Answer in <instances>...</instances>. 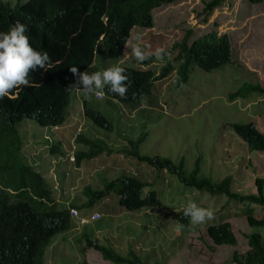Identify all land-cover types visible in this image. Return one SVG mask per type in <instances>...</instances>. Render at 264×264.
Listing matches in <instances>:
<instances>
[{"label": "rangeland", "instance_id": "obj_1", "mask_svg": "<svg viewBox=\"0 0 264 264\" xmlns=\"http://www.w3.org/2000/svg\"><path fill=\"white\" fill-rule=\"evenodd\" d=\"M205 1L208 0H175L153 8L152 27L130 30L121 60L97 59L89 74L101 67L99 71L105 70L110 64L119 67L127 64L134 69H150L156 74L171 55L165 56L163 61L154 57L145 66H140L131 56L132 47L140 46L146 53H153L158 48L166 50L178 42L185 31H189L188 45L209 32L226 35L231 49L230 58L236 67L225 65L206 72L192 64L184 82L171 71L164 78L153 81V87L145 96L148 106L142 107L140 100L133 113L121 108L117 102L105 98L97 100L93 96L88 99L89 107L105 116L111 124V132H117L122 140L134 139L145 133L138 144L140 154L166 155L174 161L181 157L186 174L198 157V175L213 181L230 176L232 190L254 194V178L264 179V153L249 150L229 124L252 122L264 133V96L249 93L243 98L228 101L227 94L247 83H258L264 87V1L252 4L247 0H222L208 15L203 12ZM172 52L175 53L176 49L172 48ZM109 61L110 64L107 63ZM74 102L71 96L66 110L68 115L74 113ZM115 114H125L127 120L117 122ZM22 129L18 124L20 137L41 139L42 131L25 129L27 132L23 134ZM114 144L119 148L114 156L121 158L122 165L112 171L98 168L94 173L92 170L90 178L86 176L89 172L86 166L74 171L76 175H82L76 190L81 192L82 182L98 189L120 175H134L146 182L140 195L143 197L154 190L156 203L147 210L127 211L118 205L116 195L110 193L102 205H94L101 218L84 227V235L92 238L95 228L104 229V235H98L100 243L123 256L133 253L140 257L141 262L149 264H229L227 258L233 249L238 253L247 249L246 234L250 231L257 230L264 240V226L249 227L242 215V206L237 202L186 187L174 174L121 156L119 142ZM110 153L113 151L105 150L104 155ZM189 201L211 209L215 218L198 226L191 225L190 220L187 226L172 220L170 215L184 210ZM253 209L257 217L264 212V207L254 206ZM222 220L231 225L236 245H213L207 237L206 227ZM178 224L183 225L180 232L176 231ZM72 241V247L65 253L57 252L53 259H45L44 264H112L101 259L94 249L84 248L79 235H74Z\"/></svg>", "mask_w": 264, "mask_h": 264}, {"label": "trees", "instance_id": "obj_2", "mask_svg": "<svg viewBox=\"0 0 264 264\" xmlns=\"http://www.w3.org/2000/svg\"><path fill=\"white\" fill-rule=\"evenodd\" d=\"M175 0H27L25 2L9 3L0 0V33H6L16 21L26 25V35L31 46L40 52L46 51L51 64L45 69L32 71L29 80L31 87L23 88L19 91L16 99L9 100L7 97L0 99V182L8 185L14 190L24 183L30 181L21 175L18 149L21 143L27 138L25 135L19 141H13L15 133L18 131V124L25 134L27 130L35 129L44 133L47 139H39L40 150L35 156L39 163L43 157V175L57 172L59 183L66 181L72 169L67 171L66 162L69 150L74 152V166L94 165L91 158L107 150L103 140L105 136L108 143L112 146L119 139L117 132H102L96 128L94 111L87 107L86 101L82 104V113L74 118L68 119L65 109L70 105V98L75 99L74 91L67 90L75 83L70 68L75 66L83 72L87 71L92 61L102 57L108 59L118 58L122 44L127 37L128 29L135 25L141 28L152 27L153 8L167 5ZM264 0H247L252 4H258ZM222 0H208L204 2L203 12L208 15L214 8L221 4ZM189 31H185L182 38L171 45V49H176L171 57L165 62L158 74L152 70L139 72L132 68L124 69L129 76L131 85L128 89L127 98L120 100L110 93L105 99L116 102L122 108L132 105L141 95H148L154 80L162 78L166 73L173 69L176 63V74L178 80L184 82L187 78L190 66L196 65L203 71L220 69L225 65H235L231 61V49L226 35H216L209 32L190 45L187 44ZM101 36V38H100ZM151 37V36H150ZM119 39V40H118ZM153 41V38H151ZM168 52V50H165ZM93 55L95 57H93ZM93 67V66H92ZM236 67V66H235ZM240 70L241 67L237 66ZM257 82V81H256ZM249 93L264 96V87L258 83H247L227 94L229 99L236 97L243 98ZM135 94V98L133 97ZM252 96H255V95ZM84 99V95H81ZM102 99V98H101ZM141 100V99H140ZM101 121L104 117L96 111ZM72 115V114H71ZM117 122H125V114H115ZM110 125L106 123V129ZM229 127L235 134L246 143L249 150L264 153V135L252 122L231 123ZM27 129V130H25ZM145 133H141L135 140L136 145L143 139ZM111 148V147H110ZM125 147L120 155L130 159L145 162L155 170H165L174 174L177 180L186 187L205 192L209 195L225 196L228 200L237 202L242 206V215L245 217L247 225L251 228L264 226V212L260 217L254 215V206L264 207V179L254 178V194H245L231 189L230 176H224L218 181H213L204 175H198L199 158L193 161V167L188 174L183 170L182 158H168L166 155H143L138 150ZM116 153V152H115ZM110 153L101 156L104 161L112 168H118L120 160ZM97 161V158L95 157ZM71 168L73 166L71 165ZM66 171L69 174H66ZM75 173V172H74ZM35 180H39L47 186L45 179L34 171ZM121 180L113 187V181L109 182L108 189L115 188L119 195V205L126 210H142L152 207L156 203V193L150 190L143 199L139 198L140 187L146 182H140L135 178L120 177ZM45 196L49 200L48 189H44ZM94 192V193H93ZM84 193L94 195V201L99 200L98 196L104 192H98L89 186L84 187ZM0 193V228L3 224L9 223L13 232L14 240H9L4 250L5 255H0V264H20L12 259V255L18 243L16 240L32 239L46 234L51 236L56 230L57 225L66 226L68 213L64 210L56 211L54 206L51 208L46 205L33 206L24 205L18 213L6 208L10 204L6 196ZM93 200L90 199L89 202ZM184 210L171 214L172 220L187 226L188 218L184 217ZM57 219V225L48 233L45 217ZM33 219L38 223L31 222ZM206 235L213 245H236V237L231 229L229 222L222 220L218 223L206 227ZM43 243L46 237L40 238ZM13 244V249L10 247ZM246 244L248 248L238 253L235 249L227 258L229 264H264V240L257 230L246 234ZM86 246H92L97 250L102 259L110 261L112 264H149L141 262V259L133 253L127 256L118 254L113 248L98 244L96 241L86 240ZM34 248H30L32 253ZM226 262V259H225ZM27 264H42L40 254H31Z\"/></svg>", "mask_w": 264, "mask_h": 264}, {"label": "clouds", "instance_id": "obj_3", "mask_svg": "<svg viewBox=\"0 0 264 264\" xmlns=\"http://www.w3.org/2000/svg\"><path fill=\"white\" fill-rule=\"evenodd\" d=\"M152 21H153V18H152ZM134 27L141 28V27L133 25L128 29L127 37L122 44V49H121V52L118 58L110 59V60H113V61L121 60L120 57L122 55V50L123 48H125V44L128 41L129 32ZM26 31H27L26 25L20 23L19 21H16L15 24L10 27L8 32L0 33V99L4 97H7L9 100L16 99L20 90H22L23 88H28L32 86L29 80L30 73L37 69L46 70V68L51 64V58L46 51L44 52L36 51L31 46L29 38L25 34ZM167 50L168 52H166L162 48H158L153 53H146L140 46H133L131 50V56L134 57L135 60L140 63V66H145L147 62L152 61L154 57H156V59L159 61H163L165 56H170L171 53H169V51H171L172 49L169 48ZM93 57L95 56L93 55ZM102 58L105 61L109 60L106 57H102ZM125 59L127 60L128 56H126ZM95 62L96 60L94 59L91 65L88 67L87 71H83V72H81L78 69V67H75V66L70 68V71L74 77L75 83L71 84L67 90L74 91L75 93V102H74L75 110H74V113H72V115H68L65 109V113L68 119L74 118L75 116L80 115V113L83 116V113H82L83 101L85 100L87 107H89V102H88L89 97L93 96L97 100L104 98L106 96L105 89H107V93H110L115 97H119L120 100L127 98V93L131 85V81H130L129 76L125 74L124 69H129V68L134 69V68L127 64H126L127 66L124 64H120L121 67L112 66V64H110L111 61H109L107 63L110 65H108L107 69L99 71L102 69L101 67L96 72L89 74V72L91 71V67L95 64ZM109 66H112V67H109ZM134 70H137L139 72H144L150 69H138L137 68ZM171 71H173V74L177 73L176 63L173 69H171L168 73H166L162 78L168 75ZM156 74H158V72ZM80 93L84 95V99L81 97ZM133 97L135 98V94H133ZM237 98L239 97H236L234 99H237ZM140 99H141V106L147 107L148 106L147 100H146V97H144L143 95H141V97L138 100H136L132 105L123 106V107L126 109L127 112L133 113L135 111V104L138 101H140ZM227 99L228 101L234 100V99H229L228 97ZM116 102L118 103L119 100H117ZM92 110L93 109H91L90 111ZM93 111L95 114L96 122H98V125L96 126L101 129H104L107 132H111V124L105 118V116H104L105 121L103 122L100 120L98 114H96V110H93ZM107 122L110 125L109 129H106ZM19 138H20V135H19V132L17 131V133H15L13 141H19ZM41 139L48 140V137L44 133H42ZM99 139L104 141V143L107 146L108 151H113V153L115 154V152H117V150L119 149L118 146L115 144L111 146L106 140L105 136H102ZM135 140L136 138L127 139V140H122L119 138L117 142H119L121 149L125 147L132 149L131 146L133 145V148L138 150V145H136V148H135V144H134ZM39 150H40L39 139H35L34 137L27 138L23 143L20 144L19 149H18L19 163L17 167L20 168L21 175L30 181L24 183L16 190L0 182V193H2L1 195L6 196L8 198L10 204H8L6 208L8 210L11 209L10 211L12 212L19 214L21 209L26 204H30L33 206L46 205L50 208L54 206V210L56 211L64 210L68 213L67 223H66V226L62 229L61 228L62 225L60 224L57 225V219L54 217V215L52 217H45L44 223H46V226L49 229L48 233L50 232V230L55 228L56 225H57V230L51 236L47 235L44 230L42 235L38 237H35L32 239L16 240V242L18 243V247L14 251L11 258L20 264H27L28 258L31 254H40L41 262L42 264H44L45 259L51 260L53 259L54 255L57 252L65 253V250L67 248H71L73 245L72 239L74 235L80 236L81 241L84 242V248L94 249L92 246L85 245L86 240L96 241L98 244L105 245L103 243H100L98 240L99 234L104 235L105 233L104 229L95 228L93 231L94 235L92 238H89L87 235L83 234L84 227L88 225H92L93 223H95L97 220L101 218V213L97 212L98 209L95 208L94 205L95 204L102 205L103 201L107 199V195H109L110 193H113L116 195L117 203L119 205V201H118L119 195L117 194L115 188L108 189V185L110 181H113L112 186L115 187L118 184V181L121 180L120 179L121 176H125L126 178L133 177L138 181L140 180L136 178L134 175H120L119 177L108 180L102 188L92 189V190H95L97 196H98V192H104L103 195L98 196L99 200L94 201V195H90V193H86V194L84 193V187L91 186L87 182L85 183L82 182V185L79 187V189L83 188L81 192L76 190L78 184L80 183L82 175L78 176L74 172H71L72 175H70L68 179L66 181H63L62 183L58 182V179H57L58 171L43 175L42 173L43 172V161L47 156L43 157L42 159H39L40 162L36 163L38 159L35 156L37 155ZM104 152H101L98 155L94 156V158H91L92 163L94 165H91L90 163L88 167L86 166V168L89 169V172H87L86 174L87 177L90 178L91 173L93 172L95 173L96 169L98 168L100 170L107 169L109 171H112V169L113 170L116 169V168H112L111 166H109L104 161V159L101 158ZM66 156H67V160H64L62 158V161L66 162L67 171H69L70 169H72L73 171L83 169L84 166L79 167V168L74 166L75 160H74L73 150H69L68 153L65 155V157ZM95 157L97 158V161L95 160ZM120 162H121L120 165H122L121 158H120ZM71 165L73 166V168H71ZM34 171L39 172L43 176V178L45 179V182L47 183V186L43 185L39 180L34 179V176H33ZM67 171H66V174H69V172ZM140 182H143V181H140ZM144 186L140 187L139 189L140 199H143L146 195L145 194L143 197L140 195L141 190ZM44 189H48L49 200L45 196ZM79 194H83V195L79 196ZM90 199H93V200L89 202ZM92 208H94V212L92 211ZM147 209H142V210H147ZM142 210L139 209V210H127V211H137L138 212ZM183 214L185 218H188L190 220V223L193 226L205 224L208 221H211L215 218V214L211 209L202 208L192 201H189L187 203ZM29 220L31 222L38 223L33 219H29ZM182 228H183V225L178 224L176 231L180 232ZM44 236L46 237L45 243H43L40 239L41 237H44ZM13 237H14V232L11 226L9 225V223L3 224L0 228V255L2 256L5 255L4 250H6L8 241L14 240ZM103 240L106 242V239H103ZM30 248H34L32 253L29 252ZM12 249H13V244L10 247V251ZM94 251L99 254L97 250L94 249Z\"/></svg>", "mask_w": 264, "mask_h": 264}, {"label": "crops", "instance_id": "obj_4", "mask_svg": "<svg viewBox=\"0 0 264 264\" xmlns=\"http://www.w3.org/2000/svg\"><path fill=\"white\" fill-rule=\"evenodd\" d=\"M255 127H256V125H255ZM257 128V127H256ZM258 129V128H257ZM259 130V129H258ZM260 131V130H259ZM262 132V131H261ZM92 211L94 212V208H92ZM229 256V255H228ZM226 259V258H225Z\"/></svg>", "mask_w": 264, "mask_h": 264}]
</instances>
